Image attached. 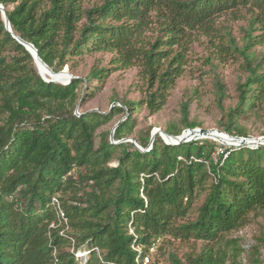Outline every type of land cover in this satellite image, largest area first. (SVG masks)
<instances>
[{
  "label": "trees",
  "instance_id": "trees-1",
  "mask_svg": "<svg viewBox=\"0 0 264 264\" xmlns=\"http://www.w3.org/2000/svg\"><path fill=\"white\" fill-rule=\"evenodd\" d=\"M0 4L13 32L34 44L54 72H62L74 57L113 54L111 67L93 70L87 78L48 82L31 52L8 31L0 10V264H143L152 250L161 251L173 240L205 243L191 264H225L226 256L211 244L246 226L253 213L264 212V145L226 147L208 138L173 145L157 135L153 148L142 152L132 142H113L112 130L102 132L98 144L96 136L121 115L126 118L114 139L133 138L147 148L153 129L133 137L134 113L146 108L154 114L166 105L184 74L190 37L200 33L220 36L224 48L243 57L247 76L237 87L240 100L220 127L251 137L240 122L258 114L264 102V52L255 51L264 46V0ZM239 9L251 14L242 45L216 26L218 17ZM133 66L148 85L144 98L123 100L110 113L76 112L98 89L92 85L82 93L85 82L103 83L112 72ZM217 89L226 98L220 80ZM191 103L189 98L182 105L183 125H170L167 133L200 127L189 119ZM53 197L68 228L51 226L58 222ZM83 250L90 253L81 262L76 253ZM170 258L185 264L173 252Z\"/></svg>",
  "mask_w": 264,
  "mask_h": 264
},
{
  "label": "rangeland",
  "instance_id": "rangeland-1",
  "mask_svg": "<svg viewBox=\"0 0 264 264\" xmlns=\"http://www.w3.org/2000/svg\"><path fill=\"white\" fill-rule=\"evenodd\" d=\"M250 18L251 14L247 9L229 11L218 17L217 32L221 34H225L226 31L232 32L242 45L241 39L245 35L244 29L248 28ZM219 37L209 38L200 33L191 35L184 74L177 80L174 88L170 91L166 105L160 111L154 114H151L146 108L135 111L136 127L133 137L138 136L141 131H146L149 127L153 130L159 128L165 131L170 125L182 126L184 116L182 105L189 98L192 100L189 119L197 121L200 125L198 128L222 130L220 126L227 122L229 110L236 107L240 100L237 87L239 82L245 81L247 73L243 57L239 53H233L224 48L219 43ZM224 43L229 44L227 39ZM255 51L257 53L264 52V46H258ZM112 58L113 54L109 52H99L82 58L74 57L64 70L73 76L87 78L93 70L111 67ZM48 73L45 76L49 75L51 78L52 76ZM218 80L226 86V98L218 96ZM92 85L93 87L98 85L96 94L78 106L76 110L78 114L91 110L110 113L114 106H121L123 100L139 101L148 92V85H143L139 78L137 66L114 71L103 83L93 78L90 84L85 82L82 93L88 91ZM142 88L143 90H141ZM262 106L258 114L240 122L251 134V137H248L250 139L264 141V102ZM127 113L129 112L127 111ZM125 118L121 115L115 116L108 124L102 126L97 131V144L100 142L102 132L113 130ZM217 143L232 147V145H226L221 141H217ZM222 149L224 150V148ZM220 150L214 153V157H219ZM116 164V160L110 163L112 166ZM200 204L201 201L197 202L192 216L197 214ZM232 240H236L237 243H233ZM204 246L205 243L201 241L182 243L173 240L166 244L161 251L152 250L149 261L144 264H173L170 252L175 253L185 264H191V260L203 250ZM211 246L216 252L219 251L226 256L225 264H264V212L253 213L246 226L226 235L219 242L212 243Z\"/></svg>",
  "mask_w": 264,
  "mask_h": 264
},
{
  "label": "water",
  "instance_id": "water-1",
  "mask_svg": "<svg viewBox=\"0 0 264 264\" xmlns=\"http://www.w3.org/2000/svg\"><path fill=\"white\" fill-rule=\"evenodd\" d=\"M0 10L3 13L4 19H5V23H6V27H7L8 31L10 33H12L14 38H16L21 44H23L31 52V54L33 55V57H34V59L36 61L37 67H38L41 75L43 76V78L46 81H48V82L57 81V82H62V83L66 84V83H69L73 78H75V76L71 75L66 70H64L62 72H59V73L67 74V79L66 80H62L61 81V80L54 79V78H47L44 75V70H48L49 69L54 75H57L59 73L54 72L42 60V58L39 55L38 49L35 47L34 44H32V43H30L28 41H25L24 39H22L20 36H18L17 34H15L13 32L9 17L7 15V12H6L5 8H4V6L1 5V4H0ZM117 127H118V125L115 126V128L112 130V133H111V138H112L113 142H115V143L132 142L142 152L149 151V150H151L153 148V145H154V142H155V139H156L157 135H160L162 137V139L168 144L179 145V144H182V143L191 142L193 140H199V139H202V138H210V139L217 140V137L215 136V134H217L216 132H219V133H225L231 139L236 140L237 142H235V144L232 145V146H235V147H245V146H248V147H254V146L259 147V146L264 145V141H261L260 139H250V138H247V137L233 136V135H230L229 133L224 132V131H222L220 129H204V128L187 129L181 135H177L176 136V135L169 134V133H167L166 131H164L162 129L157 128V129L152 131L151 141H150V144H149L148 148H144L141 145H139V143L136 140H134L133 138H127V139H123V140H120V141H115L114 135H115ZM195 136H197V137H195Z\"/></svg>",
  "mask_w": 264,
  "mask_h": 264
},
{
  "label": "built area",
  "instance_id": "built-area-1",
  "mask_svg": "<svg viewBox=\"0 0 264 264\" xmlns=\"http://www.w3.org/2000/svg\"><path fill=\"white\" fill-rule=\"evenodd\" d=\"M262 141V140H261ZM254 148H257L256 146H254ZM224 150H221V152H223ZM229 155V152H225V157H227ZM52 203L55 206L56 210H57V215H58V222L57 223H52V227H57V226H66L68 228V218L66 216L65 211L63 210V208L61 207L60 201L57 197H53L52 199ZM89 251L87 250H83V251H78L76 253L77 258L82 262V261H86L88 256H89ZM142 259V258H141ZM149 256H145L141 261L143 262V264L145 262L149 261ZM58 262V259L56 258V263Z\"/></svg>",
  "mask_w": 264,
  "mask_h": 264
},
{
  "label": "bare ground",
  "instance_id": "bare-ground-1",
  "mask_svg": "<svg viewBox=\"0 0 264 264\" xmlns=\"http://www.w3.org/2000/svg\"><path fill=\"white\" fill-rule=\"evenodd\" d=\"M47 72L50 73V75L52 76L51 78H54V79H58V80H66L67 79V74H64V73H59L57 75H54L49 69L46 71L44 70V75L47 74ZM48 73V74H49ZM48 78V77H47ZM217 134H215V136L217 137V140L218 141H221L223 142L224 144L226 145H233L235 144V142H237L236 140L234 139H231L228 135H226L225 133H219V132H216ZM198 136V135H197ZM195 136V137H197Z\"/></svg>",
  "mask_w": 264,
  "mask_h": 264
}]
</instances>
